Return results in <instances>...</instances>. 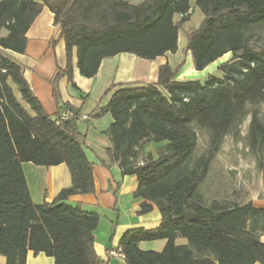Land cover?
I'll list each match as a JSON object with an SVG mask.
<instances>
[{
  "label": "trees",
  "instance_id": "16d2710c",
  "mask_svg": "<svg viewBox=\"0 0 264 264\" xmlns=\"http://www.w3.org/2000/svg\"><path fill=\"white\" fill-rule=\"evenodd\" d=\"M44 7L65 46L66 66L56 69L52 84L66 78L75 89L74 52L85 79L117 55L153 61L175 54L192 8L189 0H0V256L6 264H26L28 252L54 264H109L93 247L99 216L66 203L70 196L95 192L86 136L77 130L79 111L58 102L56 115H47L22 67L7 53H24L26 34ZM195 8L204 19L186 34L184 53L198 72L230 54L217 67L221 78L180 80L184 63L176 68L166 63L155 83L111 85L87 117L111 116L109 161L122 177L136 178L133 198L143 201L138 214L150 213L153 204L160 215L157 228L123 234L118 249L125 264H264V209L251 202L206 204L200 193L227 136L244 142L264 185V0H195ZM63 110L72 117L60 119ZM198 130L207 146L194 158ZM149 144L157 145L156 156L146 153L138 165L137 154ZM23 164H64L71 186L51 203L34 204ZM178 238L187 244L176 245ZM162 240L160 252L139 248Z\"/></svg>",
  "mask_w": 264,
  "mask_h": 264
},
{
  "label": "crops",
  "instance_id": "0c3cea01",
  "mask_svg": "<svg viewBox=\"0 0 264 264\" xmlns=\"http://www.w3.org/2000/svg\"><path fill=\"white\" fill-rule=\"evenodd\" d=\"M128 1L138 4L143 0ZM26 38L27 44L23 54L7 52L8 55L22 67L23 76L47 115L54 117L61 103H68L79 111L77 130L86 136L85 154L94 164V194L70 196L66 203L71 206L78 204L82 211L99 216L98 226L94 231L93 247L96 255L109 264H125L124 260L117 256L118 244L123 234L134 228H157L160 225V215L153 204L150 213L143 216L138 214L143 201L133 198L137 187L136 178L122 177L117 165L109 161L107 150L111 143L106 133L112 124L111 116L105 114L98 119L87 117L96 110L111 85L133 82L142 86L155 83L159 67L169 64L168 54L153 61L142 60L130 54L117 55L103 60L96 76L85 79L78 73L74 52L72 83L75 89L66 78H60L52 84L56 69L65 68L66 56L64 42L59 38L58 28L53 26V15L47 8H43L28 30ZM52 40L55 41L53 46ZM188 58L190 59L189 55ZM229 58L230 54H226L211 65ZM184 79L182 77L180 80ZM108 97L102 101L101 106L106 104ZM24 167L25 164L23 172L34 204L51 203L61 190L71 186L70 173L64 164L53 167L31 164L27 170ZM252 204L264 209V201ZM260 240L264 244V234ZM175 243L180 246L187 244L182 238H178ZM164 246L163 240L139 244L142 251L154 252H160ZM0 264H6L3 256H0ZM26 264H54V261L44 254L34 255L28 252Z\"/></svg>",
  "mask_w": 264,
  "mask_h": 264
},
{
  "label": "rangeland",
  "instance_id": "374dc122",
  "mask_svg": "<svg viewBox=\"0 0 264 264\" xmlns=\"http://www.w3.org/2000/svg\"><path fill=\"white\" fill-rule=\"evenodd\" d=\"M190 5L193 14L190 20L179 31L178 52L167 55L169 65H173L172 67L176 68L179 62L182 61L184 63L182 72L178 75L179 79L183 77L185 78L184 80H198L203 82L208 75L221 78L222 74L217 70V67L225 62L224 60L218 61L217 64L209 65L203 71L198 72L193 70L191 59L184 53L186 34L192 30H197L204 19L202 13L195 8V0H190ZM178 20L179 17L176 16L175 21ZM11 87L15 92V87L12 85ZM16 96L19 98L17 93ZM260 115L264 121V109H261ZM249 119L247 117L241 126L240 132L242 138L247 132ZM196 134L197 146L194 158L200 156L207 146V136L199 130L196 131ZM156 148L157 145L149 144L144 150L139 151L137 154V164L141 165L144 162L146 153H152L155 157ZM28 165L31 164H25V170L28 169ZM200 193L206 204H210L213 201L235 203H259L264 201L262 176L256 168L253 157L248 154L244 147L243 141H235L230 136L224 139L219 153L211 162L207 178L200 187Z\"/></svg>",
  "mask_w": 264,
  "mask_h": 264
},
{
  "label": "built area",
  "instance_id": "2783aa9c",
  "mask_svg": "<svg viewBox=\"0 0 264 264\" xmlns=\"http://www.w3.org/2000/svg\"><path fill=\"white\" fill-rule=\"evenodd\" d=\"M72 117V113L70 112V111H68V110H63L61 113H60V119H64V120H66V119H68V118H71ZM117 256L119 257V258H121V259H123L124 260V257H123V255L120 253V251H119V249H118V251H117Z\"/></svg>",
  "mask_w": 264,
  "mask_h": 264
}]
</instances>
